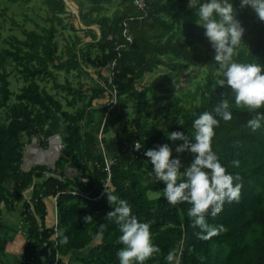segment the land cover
I'll return each mask as SVG.
<instances>
[{
	"label": "trees",
	"instance_id": "trees-1",
	"mask_svg": "<svg viewBox=\"0 0 264 264\" xmlns=\"http://www.w3.org/2000/svg\"><path fill=\"white\" fill-rule=\"evenodd\" d=\"M45 1L54 13H62L66 9L65 0ZM87 1L91 7L90 13L101 12L105 3L113 2ZM147 2L146 10L136 6L134 0H120V7L111 15L103 13L94 18L81 16L87 26L96 23L100 37L96 33L97 40L91 43L98 47L95 56L79 50L76 57L96 69L110 66L112 78L106 83L116 93L114 106H94L85 112L89 123L95 121V112L102 111H107L110 117L105 128L122 120L126 116V95L136 89L138 79L144 72L165 63L164 55L171 54L189 62H202L204 59L193 47L196 39L202 36L197 28L203 29V26L196 23L195 10L188 6V0ZM235 4L238 18L244 26L251 28L256 44L255 49L248 54L240 53L235 59L264 63V20L250 7H241L240 0H235ZM163 13L170 15L171 19ZM125 22L133 36L132 42L125 37ZM88 30L93 31L91 28ZM51 35L52 30L43 35L34 30L28 31L26 39L12 42L7 51L16 63L23 65V69L33 73L29 63L37 57L41 39H49ZM2 57L0 51V60ZM220 78L208 81L204 92L207 94L206 101L199 108L190 111L180 106L179 99L173 103V114L184 113V123L173 124L170 128L156 125L152 132L141 126L136 133L137 140L142 144L139 151L133 147L137 140L115 154L108 151L106 155L113 161L110 176L105 161L97 160L94 155L95 136L90 131H82L81 113L71 114L62 110L60 102L52 94L40 91L35 83L24 88L18 102L10 103L13 91L8 74L0 72V111L8 108L7 120L0 119V216L4 212V204L13 210L16 203L23 202L20 215L27 225L23 229L27 241L21 264H66L59 253L68 254L71 250L88 247L99 238L101 242L79 259L81 264H119L117 250L123 244L118 239L121 234L118 225L106 218V213L113 207L108 200V190L126 198L133 205L134 213L150 222L159 251L144 264H174L165 259L169 251L175 252L179 264H264V123L256 130L251 129L247 120L254 118L255 113L246 106L236 105L234 93L229 86L218 83ZM165 81H168V89L179 82L170 73ZM104 92L103 86L94 88L89 107ZM225 98L230 101L233 116L230 120L221 119L213 138V147L228 165V170L239 175L242 189L238 200L226 201L220 213L207 217L218 230L205 239L198 235L201 229L193 225V218L188 214L190 204L187 201L171 204L164 196V182L155 177L149 167L152 165L150 158L146 157L145 152L148 148L167 142L172 146L174 156L179 155L185 164L189 163L194 154L188 151L177 153L176 145L183 141H173L169 136L167 140V133L172 130L193 133L192 121L203 111L214 110L219 101ZM51 109L60 112L64 118L65 154L59 156L51 166L37 163L29 169L24 168L23 136L38 134L52 117ZM80 159L84 161L85 174L67 175L64 169L66 162H78ZM45 172L49 173L48 177L38 181ZM29 189L31 196L26 198L25 191ZM150 190L162 194L158 198H150ZM56 196L58 235L54 226L47 224L48 207L45 201L46 197ZM180 210H183L184 218ZM89 214L93 219L86 221L85 216Z\"/></svg>",
	"mask_w": 264,
	"mask_h": 264
},
{
	"label": "rangeland",
	"instance_id": "rangeland-1",
	"mask_svg": "<svg viewBox=\"0 0 264 264\" xmlns=\"http://www.w3.org/2000/svg\"><path fill=\"white\" fill-rule=\"evenodd\" d=\"M66 9L62 13H54L50 10L45 0H0V51L3 57L0 60V72L8 74L10 88L13 94L9 102H18L19 95L24 94V88L29 84H37L40 91L52 94L61 104L62 110L71 114H82L80 124L82 131H90L96 139L97 160L105 161V154H115L124 150L137 140L136 133L141 126L146 127L150 132L153 127L170 128L173 124L181 123L183 114H173V103L180 100V106L192 111L202 106L207 94H205L208 81L218 78V64L214 60L215 49L205 35V29L198 26L197 31L202 36L197 38L193 47L203 55L202 62H189L181 57L171 54L163 56L164 64L158 65L151 71H146L138 79L136 89L127 94L126 116L115 125H105L109 121L107 111L95 112V121L89 123L87 110L92 107H109L116 104V93L106 83L111 76V67L96 69L88 65L82 58L76 57L79 50L89 52L91 56L98 53L96 44H91L100 37V31L95 22L89 26L85 25L81 16L88 15L91 18L101 14L111 15L120 7V0H113L105 3L101 12H91L87 0H65ZM169 20L170 15L163 13ZM201 26V25H200ZM93 31H87V29ZM181 28L179 27V30ZM244 41L234 53V58L240 53L248 54L256 48L254 33L249 26H245ZM34 30L39 35L50 33L51 37L41 39L37 57L29 63L33 73L23 69V65L16 63L7 50L11 48L12 42L27 38V32ZM95 30V31H94ZM26 50L29 47L24 46ZM173 74L179 80L170 89L166 87L167 74ZM164 81V82H163ZM103 86L105 92L102 97L95 99L89 107L90 96L93 89ZM39 106L37 105L36 108ZM8 108L0 111V119L7 120ZM52 117L46 125L42 126L39 133L29 136L24 134V156L22 167L27 168L25 161L35 163H47L51 166L53 158L65 154L66 142L64 118L62 114L51 109ZM167 140L168 135L165 137ZM48 144V147L46 145ZM29 164V163H28ZM84 161L66 162L64 169L69 176H82L85 174ZM150 169L152 165H149ZM49 173L45 172L38 181L47 178ZM31 189L25 191L26 198L31 196ZM160 191H148L150 198L161 196ZM57 197H46L48 207L47 224L54 226L58 220ZM13 210L8 209L9 205L4 204V212L0 216V254L4 250L6 254L7 236L5 235L6 225L13 222L16 225V236L24 232L26 223L20 213L23 210V202L16 203ZM184 218L183 210H180ZM8 215V216H7ZM20 215V216H19ZM10 216V217H9ZM26 236V234H24ZM26 238V237H25ZM101 238L93 241L88 247L71 250L68 254L59 253L66 264H81L79 260L87 255L88 250L101 242ZM27 239L23 241L25 247ZM24 257V253H23ZM22 257V259H23ZM43 262H46L42 257ZM1 261V258H0ZM92 264V263H91Z\"/></svg>",
	"mask_w": 264,
	"mask_h": 264
},
{
	"label": "clouds",
	"instance_id": "clouds-1",
	"mask_svg": "<svg viewBox=\"0 0 264 264\" xmlns=\"http://www.w3.org/2000/svg\"><path fill=\"white\" fill-rule=\"evenodd\" d=\"M240 5L250 7L264 20V0H240ZM188 6L195 10L196 23L204 27L205 35L215 49L214 60L221 77L218 83L230 87L236 105L246 106L255 113L254 118L247 120L251 129L260 128L264 123V111H260L264 109V63L234 58V53L244 41L246 30L238 18L235 0H188ZM232 116L230 101L225 98L214 110H205L192 121L193 133L186 134L183 130L167 133L173 141H183L176 145L177 153L188 151L194 154L187 164L181 156L173 155V148L167 142L145 152L155 177L164 182V196L171 204L182 201L190 204L188 214L193 218V225L201 229L198 235L205 239L218 230L207 217L216 216L226 201L238 200L241 194L242 180L238 174L228 170V165L213 147V138L221 119L230 120ZM180 122L184 123L183 120ZM141 147L137 140L135 148ZM108 200L113 207L106 213V218L113 220L121 232L118 239L123 247L117 250L119 264H144L159 251L150 222L139 218L126 198L108 190ZM92 219L91 214L85 216L86 221ZM165 259L179 264L174 251H169Z\"/></svg>",
	"mask_w": 264,
	"mask_h": 264
},
{
	"label": "crops",
	"instance_id": "crops-1",
	"mask_svg": "<svg viewBox=\"0 0 264 264\" xmlns=\"http://www.w3.org/2000/svg\"><path fill=\"white\" fill-rule=\"evenodd\" d=\"M28 161H25V163L27 162L26 163L27 169H29L33 165L37 164V163L33 164L31 162H28ZM54 161H55V158H53V162ZM24 234L21 233L20 236H16V225L13 222L12 223L10 222L8 224V226L6 225L5 235L7 236V247H8V249H6V254H4L5 253L4 250H3V252H1L0 264H21L23 253H24V246H22V245L24 243L23 241H25V239H26L25 238L26 236H24Z\"/></svg>",
	"mask_w": 264,
	"mask_h": 264
},
{
	"label": "built area",
	"instance_id": "built-area-1",
	"mask_svg": "<svg viewBox=\"0 0 264 264\" xmlns=\"http://www.w3.org/2000/svg\"><path fill=\"white\" fill-rule=\"evenodd\" d=\"M134 3H135V5L136 6H138L140 9H143V10H146L147 8H148V2H147V0H134ZM126 23V22H125ZM124 34H125V37L129 40V41H133V36H132V34L129 32V29H128V27H127V23H126V28H125V30H124ZM114 63V62H113ZM111 75H112V73H111ZM112 78V76H110V79ZM136 142V141H135ZM135 142H134V150L135 151H139L140 149H136L135 148ZM105 156H106V159H105V165H106V168H107V170L109 171V174H110V176H111V164H112V160H110L108 157H107V155L105 154ZM110 176H109V179H110ZM59 195V194H58ZM57 197V196H56ZM54 228H55V230H56V235H58V220L55 222V224H54Z\"/></svg>",
	"mask_w": 264,
	"mask_h": 264
},
{
	"label": "water",
	"instance_id": "water-1",
	"mask_svg": "<svg viewBox=\"0 0 264 264\" xmlns=\"http://www.w3.org/2000/svg\"><path fill=\"white\" fill-rule=\"evenodd\" d=\"M98 30H99V28H98ZM41 222V221H40Z\"/></svg>",
	"mask_w": 264,
	"mask_h": 264
}]
</instances>
